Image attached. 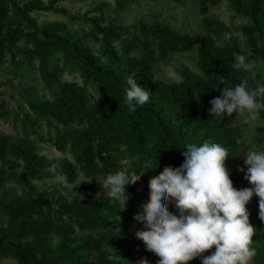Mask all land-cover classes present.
Here are the masks:
<instances>
[{
  "label": "trees",
  "instance_id": "16d2710c",
  "mask_svg": "<svg viewBox=\"0 0 264 264\" xmlns=\"http://www.w3.org/2000/svg\"><path fill=\"white\" fill-rule=\"evenodd\" d=\"M61 1L0 0V125L7 127H0V264H137L122 256L137 224L132 217L148 199L149 178L165 166H181L186 145H222L233 186L252 187L241 152L260 149L264 110L256 121L260 134L249 145L241 138V113L209 116V101L242 79L251 88L264 85V71L255 64L264 63V0H167L201 15L203 35L173 28L153 8L125 23L132 6L159 0H90L83 14L58 6ZM223 1L231 22L239 24L210 14ZM47 13L60 19L39 18ZM188 52L192 68L179 62ZM233 53L245 55L253 69L233 70ZM169 65L183 75V84L162 75ZM131 76L151 92L149 103L135 111L124 102ZM53 163L60 165L56 173L49 170ZM121 170L130 177L145 172L126 186L122 211L99 186ZM80 177L92 180L80 183ZM69 189L83 199H70ZM258 200L253 195L246 205L256 230L252 264H264ZM169 211L176 212L173 206Z\"/></svg>",
  "mask_w": 264,
  "mask_h": 264
},
{
  "label": "clouds",
  "instance_id": "9594fccd",
  "mask_svg": "<svg viewBox=\"0 0 264 264\" xmlns=\"http://www.w3.org/2000/svg\"><path fill=\"white\" fill-rule=\"evenodd\" d=\"M230 38V33H224V40ZM222 43L217 41L216 46L221 47ZM233 55V70L249 72L253 69L254 64L246 62L245 55ZM167 77L177 85L185 82L174 65H169ZM127 84L129 90L124 102L131 111L149 103V90L139 86L132 76ZM220 91L219 97L209 101V116L231 117L234 113L247 112L250 121L260 119L264 102L258 98L264 97V85L251 88L248 81L242 79L234 87H223ZM99 99L100 94L96 102ZM185 149L181 166H165L149 178L148 199L139 205V211L132 217L143 225L135 232V237L143 242L146 251L159 258L157 264H189L196 258L201 259V264H252L257 254L252 247L256 230L249 221L246 205L253 195L258 197L259 219L264 221V151L247 152L244 179L252 187L238 190L233 186L225 164L230 157L226 148L205 141L199 146L188 144ZM155 161L154 169L158 164ZM58 167V163H53L49 170L56 173ZM238 170L244 172V168ZM144 173L130 177L126 171H117L108 174L99 186L121 204L122 211L129 199L126 186L140 181ZM73 189L65 195L82 200L83 194ZM16 195L22 196L23 190L18 189ZM169 206L176 212L169 211ZM213 248L215 251L211 255H203ZM137 264H149V261L141 258Z\"/></svg>",
  "mask_w": 264,
  "mask_h": 264
},
{
  "label": "rangeland",
  "instance_id": "374dc122",
  "mask_svg": "<svg viewBox=\"0 0 264 264\" xmlns=\"http://www.w3.org/2000/svg\"><path fill=\"white\" fill-rule=\"evenodd\" d=\"M47 1V0H44ZM108 3H112L113 0H104ZM90 0H66V1H61L58 3V6L63 7L70 11L71 13H78V14H83L88 8H89V3ZM189 3V2H188ZM191 3V2H190ZM192 4V3H191ZM157 9L160 11L162 18L167 19L170 24L173 26V28L178 29L180 31H187V33L190 34H196V35H203L202 31V26L200 23V20L202 19V16L199 15L196 11H193L191 9H187L188 6H183V7H175L171 2L167 0H159L157 3L152 4L150 6L149 4L145 2H141L140 5H135L132 6L128 12L126 13L125 16V23L130 24L135 17L139 16H148L151 14L152 9ZM210 14H213L217 20L225 23L226 25H235L239 24L240 20L235 19L234 21L231 22V17H230V12L227 9V5L225 1H223L218 8L212 9ZM40 19H46V20H55V19H60V16H56L52 13H47V14H40L39 16ZM190 52L185 53L183 56L179 57V62H184L187 67L192 68L193 67V59L190 56ZM258 70H263L264 71V63H259L255 62ZM167 69L168 67L165 68V70L162 72V75L168 79L167 77ZM5 76L3 74H0V91L3 90L2 82L4 81ZM65 80H75L76 82L80 83L79 78L77 76H65ZM239 121L241 123V127L243 128L242 130V140L246 141V144H253V141L258 135L260 134L259 129L262 128L261 123H257L256 121H250L248 118L244 117V115L241 113L239 116ZM2 128L3 126L0 125ZM7 127H3V129H6ZM254 145V144H253ZM247 149V148H245ZM243 150L241 152V157H245L247 152L250 151H264V141L261 143L260 149L257 147H252L249 146L248 150ZM44 153L48 154L49 156H53L56 153L50 149V148H45ZM82 181V182H81ZM83 181H88L84 179L83 177H80L78 179V182L80 183H85ZM124 222L126 220H123ZM124 225V224H123ZM123 229L124 226H121ZM143 228V225L140 223H137L133 229L128 233L131 237L132 240H127V249L122 252V256L130 257V260L133 261H139L141 258H146L150 263L156 264L158 261V257L155 256L154 253L148 252L145 250V247L143 245V242L138 240L135 237V232L137 230H140ZM215 249H211L210 251L204 253L203 255H211ZM201 264V259L196 258L192 261L189 262V264ZM2 264H13L12 261L6 260L3 261Z\"/></svg>",
  "mask_w": 264,
  "mask_h": 264
}]
</instances>
